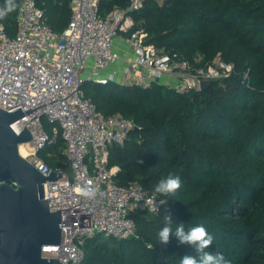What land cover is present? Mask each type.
Wrapping results in <instances>:
<instances>
[{"label": "trees", "instance_id": "1", "mask_svg": "<svg viewBox=\"0 0 264 264\" xmlns=\"http://www.w3.org/2000/svg\"><path fill=\"white\" fill-rule=\"evenodd\" d=\"M130 1L100 0V13ZM14 2L15 10L2 18L11 36L17 32ZM71 2L37 0L57 33L69 24ZM132 14L147 30V43L194 65L221 53L236 70L187 92L158 82L83 83L99 112L122 114L139 126L123 144L110 145V165L120 167L116 182L154 191L172 173L182 185L174 195L159 194V212L136 211L131 236L88 237L79 264H180L195 248L174 235L159 243L166 214L174 219L173 231L179 223L186 231L203 225L213 237L206 251L222 253L230 264H264V0H144ZM64 149L59 138L39 154L50 167L69 170Z\"/></svg>", "mask_w": 264, "mask_h": 264}, {"label": "built area", "instance_id": "2", "mask_svg": "<svg viewBox=\"0 0 264 264\" xmlns=\"http://www.w3.org/2000/svg\"><path fill=\"white\" fill-rule=\"evenodd\" d=\"M143 4L131 0L127 8L116 6L102 16L100 0H72L71 19L62 33L53 30L37 0H18L13 36L0 18V107L25 113L11 124L17 133L26 127L32 134L24 157L45 175L62 173L46 181L50 209L62 215V241L44 245L42 254L62 262L56 259V264H79L86 239L96 233L131 236L136 228L131 211L159 212L162 206L159 194L142 184L116 182L120 167L110 165V145L123 144L138 125L122 114L99 112L83 83L148 87L158 82L187 92L236 70L221 53L194 65L147 43V30L132 14ZM118 36L121 45L116 47ZM59 138L65 142L69 170L50 167L39 154Z\"/></svg>", "mask_w": 264, "mask_h": 264}, {"label": "water", "instance_id": "3", "mask_svg": "<svg viewBox=\"0 0 264 264\" xmlns=\"http://www.w3.org/2000/svg\"><path fill=\"white\" fill-rule=\"evenodd\" d=\"M212 82L203 81L201 89ZM24 115L21 109L0 107V264L62 263L42 254L44 245L62 241V215L60 209H50L46 189V181L62 173L52 170L45 175L20 153V145L33 137L28 128L17 133L11 124Z\"/></svg>", "mask_w": 264, "mask_h": 264}, {"label": "clouds", "instance_id": "4", "mask_svg": "<svg viewBox=\"0 0 264 264\" xmlns=\"http://www.w3.org/2000/svg\"><path fill=\"white\" fill-rule=\"evenodd\" d=\"M16 8L14 0H5V5L0 8V18H4ZM143 163V161H138ZM150 168L149 170H153ZM182 182L179 175L170 173L167 177L161 178L154 186V191L162 196L174 195L181 188ZM158 211V208L154 209ZM168 212V209H165ZM164 227L159 231V243L168 244L171 235H174L180 244L191 245L195 248V255L186 254L180 258V264H230L220 252H209L206 249L212 244L213 237L203 225L185 230V224H176L173 231L174 219L171 215H164Z\"/></svg>", "mask_w": 264, "mask_h": 264}, {"label": "bare ground", "instance_id": "5", "mask_svg": "<svg viewBox=\"0 0 264 264\" xmlns=\"http://www.w3.org/2000/svg\"><path fill=\"white\" fill-rule=\"evenodd\" d=\"M31 143L27 142V143H23L20 145V153L22 155H26L27 151L30 149Z\"/></svg>", "mask_w": 264, "mask_h": 264}, {"label": "crops", "instance_id": "6", "mask_svg": "<svg viewBox=\"0 0 264 264\" xmlns=\"http://www.w3.org/2000/svg\"><path fill=\"white\" fill-rule=\"evenodd\" d=\"M121 45V38L118 36L115 38V46Z\"/></svg>", "mask_w": 264, "mask_h": 264}]
</instances>
